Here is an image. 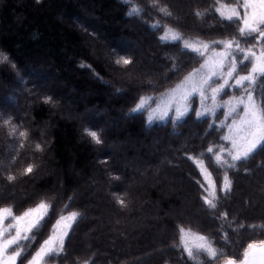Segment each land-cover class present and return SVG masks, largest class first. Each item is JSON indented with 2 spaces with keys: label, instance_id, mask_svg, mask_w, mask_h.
Instances as JSON below:
<instances>
[{
  "label": "trees",
  "instance_id": "obj_1",
  "mask_svg": "<svg viewBox=\"0 0 264 264\" xmlns=\"http://www.w3.org/2000/svg\"><path fill=\"white\" fill-rule=\"evenodd\" d=\"M161 3L172 17L161 18L146 0H131L146 9L138 17L128 15L125 0H0V52L16 65L0 63V112L29 131L13 169L37 165L32 176L18 177L15 184L0 180V205L21 213L50 199L54 211L36 244L65 204L82 213L66 242L69 258L58 264H76L91 253L96 264H192L175 247L180 224L223 245L199 198L195 180L202 178L186 158L217 143L221 132L209 131L191 113L176 127L171 120L149 126L146 114L132 109L138 97L159 96L199 66L176 45L160 41L164 29L151 27L157 20L179 25L188 37L211 40L235 33L217 14L194 16L196 9H210L213 0ZM125 54L134 61L128 74L114 64ZM168 56L177 57L184 71H169ZM148 81L155 91H148ZM43 96L55 103H43ZM85 129L100 131L104 143L94 144ZM36 142L46 143L43 153L34 151ZM16 146L0 128V160L7 163ZM238 169L229 173L232 193L221 210L228 211L229 221L245 225L237 231L225 225L230 243L224 250L241 260L249 242L264 239V153ZM117 175L119 180L112 179ZM213 177L219 184L216 171ZM113 192H127L128 209L115 204Z\"/></svg>",
  "mask_w": 264,
  "mask_h": 264
},
{
  "label": "snow or ice",
  "instance_id": "obj_2",
  "mask_svg": "<svg viewBox=\"0 0 264 264\" xmlns=\"http://www.w3.org/2000/svg\"><path fill=\"white\" fill-rule=\"evenodd\" d=\"M41 2L36 0L38 4ZM125 3L131 7L129 16L138 17L146 11L140 5L132 6L131 0H125ZM146 3L161 18L173 16L161 0H146ZM209 12L228 22L235 34L206 40L199 36H185L178 30L179 25L172 27L162 24L160 20L151 25L153 29H164V34L160 36L162 43L176 45L181 55H191L199 66L187 72L179 83L159 96L138 97L132 113H146L149 126L171 116L173 127L181 125L191 113L197 121L206 124L209 131L221 132L217 143H208L195 154L186 153V158L202 178L195 180L200 189L199 198L209 220L220 229L219 238L223 245L217 246L216 238L180 224L176 226L178 242L175 247L181 255L192 264H205L204 258L207 264H220L221 260L223 264H264V239L249 242L241 260L225 252L224 246L230 243L225 225L232 231L245 225L243 222L229 221L228 211L221 210L232 193L230 171H238V165L243 166L257 154L264 153V0H213L210 9H196L194 16L203 19ZM220 26L225 27L224 24ZM167 60L169 71L176 74L184 71L182 65L177 63V57L168 56ZM5 62L16 68L9 56L0 52V63ZM114 64L126 69L125 74H128L134 61L130 55H117ZM148 82V91H155L156 86ZM40 99L45 104L55 103L51 96ZM194 103L196 107H193ZM0 128L6 129L7 136L17 142L7 163L0 160V180L12 185L18 177L32 176L37 165L28 162L23 168L13 169L19 156L18 150L29 141V131L22 122L17 123L13 116H5L2 112ZM85 135L96 145L104 143L98 130L85 129ZM46 146L44 142H36L34 151L43 153ZM106 162V159L101 161ZM213 171L220 177L219 184L213 177ZM112 179L119 180L120 177L117 175ZM111 195L120 209L129 208L131 200L126 198L127 192H113ZM69 200L71 202V198ZM53 211V205L47 198L40 199L21 213H17L11 204L0 205V264H58L59 258L67 260L69 234L84 217L79 210L65 204L55 223L51 224L47 236L36 244L41 229ZM250 227L254 229L257 225ZM34 244L35 248L32 247ZM92 256L94 253L76 264H96Z\"/></svg>",
  "mask_w": 264,
  "mask_h": 264
},
{
  "label": "rangeland",
  "instance_id": "obj_3",
  "mask_svg": "<svg viewBox=\"0 0 264 264\" xmlns=\"http://www.w3.org/2000/svg\"><path fill=\"white\" fill-rule=\"evenodd\" d=\"M153 107H155V105H153ZM146 114V113H145ZM146 119H147V115H146ZM171 120V116H169L168 118L164 119V120H157L155 121L154 123H162V122H166V121H169ZM263 171V170H262ZM257 259H259V255H257L256 257Z\"/></svg>",
  "mask_w": 264,
  "mask_h": 264
}]
</instances>
